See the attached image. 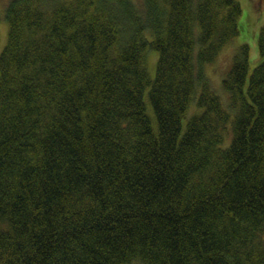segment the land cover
<instances>
[{
  "label": "trees",
  "instance_id": "trees-1",
  "mask_svg": "<svg viewBox=\"0 0 264 264\" xmlns=\"http://www.w3.org/2000/svg\"><path fill=\"white\" fill-rule=\"evenodd\" d=\"M3 14L0 264H264V24L227 103L203 72L244 31L239 0Z\"/></svg>",
  "mask_w": 264,
  "mask_h": 264
},
{
  "label": "rangeland",
  "instance_id": "rangeland-1",
  "mask_svg": "<svg viewBox=\"0 0 264 264\" xmlns=\"http://www.w3.org/2000/svg\"><path fill=\"white\" fill-rule=\"evenodd\" d=\"M10 0H0V52L7 42L8 23L4 18V10ZM141 2L142 0H137ZM243 7L241 23L244 31L236 36L234 40L226 43L215 60L208 63L203 68V72L210 84L225 100L228 101V94L223 87V79L226 76L233 56L239 50L242 43H248L250 46V63L253 68L261 60L258 51V35L261 26L264 24V0H239ZM157 52L152 51L148 57V67L152 76L155 74V65L157 63ZM129 264H143L139 260L130 262Z\"/></svg>",
  "mask_w": 264,
  "mask_h": 264
}]
</instances>
